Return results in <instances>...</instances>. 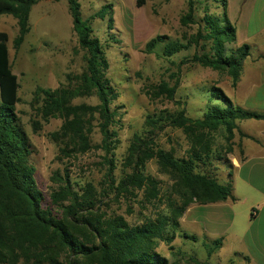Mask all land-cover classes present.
<instances>
[{
  "label": "trees",
  "instance_id": "1",
  "mask_svg": "<svg viewBox=\"0 0 264 264\" xmlns=\"http://www.w3.org/2000/svg\"><path fill=\"white\" fill-rule=\"evenodd\" d=\"M38 1L0 0V16L10 15L17 23L15 49L30 31V11ZM66 1L78 46L85 51L84 71L65 86L38 88L36 94L42 99V118L45 121L50 118L62 120L59 130L51 134V138L60 144L58 158L61 161L70 162L92 149L91 122L93 114H98L100 148L104 152L102 160L106 168L105 186L98 190L92 181L72 179L71 166L64 165L50 176L52 187L48 198L39 189L31 158L32 146L16 112L19 86L9 63L8 37L0 33V264H179L180 260L170 262L157 248L162 243L173 249L171 244L180 230L179 219L191 203L206 205L232 197L230 178L227 177L225 183L218 180V163L224 162L226 171L231 168L227 155L237 121L264 120V113L234 105L219 87L214 86L211 95L222 106L210 107L196 120L186 117L184 112L165 116L172 127L182 129L190 140L186 157H176L172 152L158 148L151 138L135 136L123 161L121 177L116 179L113 151L118 144L115 129L118 115L113 109L118 92L107 76L106 49L93 35L88 21L82 19L79 1ZM219 2L221 18L211 15L207 0H187V11L180 17V23L184 26L198 24L196 39L210 43L207 53L194 55L190 61L227 71L234 84L242 61L250 54V46L226 48L227 44L235 42L236 34L227 18V0ZM144 4L145 0H135L136 7ZM199 4H204L205 10L197 21L195 13ZM111 11L112 5L107 4L95 14L107 20L108 33L113 29ZM165 41V36H156L145 43L144 49L150 53ZM116 42V39L108 38V44ZM183 48L179 43L168 42L163 53L169 57ZM158 91L155 96L165 94L169 100L174 98V87L168 88L161 83ZM91 96L99 101L96 107L73 104L77 98ZM219 130L225 133L228 146L212 149L210 134L205 132ZM152 159L161 173L174 183V194L181 203L170 200L168 213L144 218L139 224H130L122 215L109 213L104 201L109 194L130 196L134 190L142 188L151 195L157 194L158 181L145 174L146 163ZM181 236L197 241L195 236L185 233ZM207 253L211 254V247Z\"/></svg>",
  "mask_w": 264,
  "mask_h": 264
},
{
  "label": "rangeland",
  "instance_id": "2",
  "mask_svg": "<svg viewBox=\"0 0 264 264\" xmlns=\"http://www.w3.org/2000/svg\"><path fill=\"white\" fill-rule=\"evenodd\" d=\"M78 1L82 19L88 21L93 35L106 49L109 63L107 76L118 92L113 109L118 115L115 127L118 144L113 151L116 179L121 177L123 161L135 136L151 138L158 148L172 152L176 157H186L191 147L190 140L182 129L172 127L165 116L184 112L190 119H200L210 107L223 105L211 95L212 87H219L224 94L232 91L224 85L225 77L229 76L227 71L214 70L190 61L194 55L207 53L210 43L196 39L200 28L198 24L184 26L180 23V17L187 11V0H145L141 7H136L135 0ZM216 2L207 0L208 10L211 15L221 18V5L219 0ZM107 4L112 5L113 29L110 33L107 20L95 16ZM197 8L195 15L199 21L205 10L204 4L197 5ZM256 24L253 19L250 27L256 29ZM29 26V33L20 47L15 49L13 41L18 34L16 20L10 15L0 16V33L8 37L9 63L19 86L16 112L19 124L32 146L31 158L36 168L38 187L48 198L52 187L50 176L63 169L64 165H70L72 179L92 181L99 190L105 186L103 177L106 168L102 160L104 152L100 148L98 114H93L91 122L89 137L92 149L77 155L70 162L61 161L58 158L60 144L51 138V134L59 130L62 120L50 118L45 121L41 115L42 99L36 94L38 88L65 86L84 71L85 51L78 46L67 1L39 0L30 11ZM156 36H165V43L158 44L150 53L146 52L145 43ZM108 38H114L117 42L108 44ZM168 42L179 43L185 48L169 57L165 56L163 47ZM226 46L233 49L239 44L234 42ZM161 83L175 88L172 100L167 99L165 94L155 96ZM73 104L96 107L99 101L95 96L82 97L75 99ZM205 133L210 134L212 149H225L228 146L222 130ZM218 167V180L225 183V163H218ZM145 174L158 181L157 194L151 195L145 188L134 190L130 196L109 194V198L104 199L109 213L122 215L130 224H139L144 218L168 213L170 200L181 203L174 194V183L161 173L154 159L146 163ZM188 218L200 221L192 225L195 233H211V208L194 210ZM181 233L193 236L180 228L171 244L172 250L162 243L157 250L170 262L180 260L179 264H211V254L207 253L211 240L206 236L197 237V241L193 242L183 238Z\"/></svg>",
  "mask_w": 264,
  "mask_h": 264
},
{
  "label": "crops",
  "instance_id": "3",
  "mask_svg": "<svg viewBox=\"0 0 264 264\" xmlns=\"http://www.w3.org/2000/svg\"><path fill=\"white\" fill-rule=\"evenodd\" d=\"M263 17L264 0H227V18L236 26L235 42L238 47L250 46V54L242 61L234 84L230 76L225 77L224 85L232 90L225 95L234 105L256 113H264ZM253 19L256 29L250 27ZM236 124L227 155L231 168L226 171L232 197L206 205L191 204L179 225L196 238L211 240V264H264V120L243 119ZM200 208H211V233L200 235L192 229L200 221L188 215Z\"/></svg>",
  "mask_w": 264,
  "mask_h": 264
}]
</instances>
